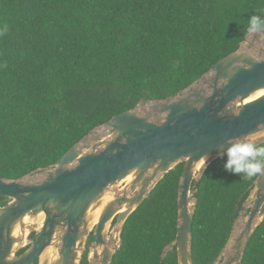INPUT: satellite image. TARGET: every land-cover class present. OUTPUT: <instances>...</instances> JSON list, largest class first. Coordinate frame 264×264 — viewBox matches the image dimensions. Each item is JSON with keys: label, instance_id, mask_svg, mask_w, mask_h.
Instances as JSON below:
<instances>
[{"label": "trees", "instance_id": "1", "mask_svg": "<svg viewBox=\"0 0 264 264\" xmlns=\"http://www.w3.org/2000/svg\"><path fill=\"white\" fill-rule=\"evenodd\" d=\"M261 8L264 0H0V177L52 165L114 115L184 90L240 47ZM226 159L200 180L194 264L217 263L254 187L256 178L226 171ZM183 169L170 170L129 216L112 264L161 263L177 235ZM163 264H179L176 246ZM242 264H264V221Z\"/></svg>", "mask_w": 264, "mask_h": 264}, {"label": "water", "instance_id": "2", "mask_svg": "<svg viewBox=\"0 0 264 264\" xmlns=\"http://www.w3.org/2000/svg\"><path fill=\"white\" fill-rule=\"evenodd\" d=\"M254 34L176 95L140 102L95 126L54 164L16 179L0 177V197L10 199L0 206V264H81L90 237L89 264H112L129 216L180 163L177 235L160 264L174 246L179 264H194L193 222L205 170L228 147L229 138L264 141V93L248 101L264 90V55L256 53H264V31ZM40 171H45L43 178L29 179ZM123 181L121 195L107 198ZM233 221L219 257L227 251L222 264L243 263L264 221V176L256 178ZM114 231L117 248L107 242ZM48 248L51 253L42 258Z\"/></svg>", "mask_w": 264, "mask_h": 264}, {"label": "clouds", "instance_id": "3", "mask_svg": "<svg viewBox=\"0 0 264 264\" xmlns=\"http://www.w3.org/2000/svg\"><path fill=\"white\" fill-rule=\"evenodd\" d=\"M248 18L246 31L258 33L264 31V8L257 10ZM7 32V28L0 30V36ZM227 81H225V85ZM233 115H238L235 109L227 108ZM228 147L218 152L219 157H226L224 169L230 173L239 174L244 180L264 176V141L249 139L247 135L226 140Z\"/></svg>", "mask_w": 264, "mask_h": 264}, {"label": "rangeland", "instance_id": "4", "mask_svg": "<svg viewBox=\"0 0 264 264\" xmlns=\"http://www.w3.org/2000/svg\"><path fill=\"white\" fill-rule=\"evenodd\" d=\"M254 35H255L254 33H248L246 42L249 41V40H253L254 39ZM246 42L244 43V46H246L245 45ZM258 42H259V45H261L263 41H262V39H258ZM256 53L260 54L261 56L264 55V53L261 52V51H256ZM142 107L144 108V111H147V104L146 103H142ZM44 174H45V171H40L38 174L34 175L33 177H30L29 179H34V178L41 179V178H43ZM125 185H126L125 181L119 183L116 187H114L112 189L111 193L116 195V196L121 195L122 190L124 189ZM254 193L252 192L251 197H250L251 199H254V197H255ZM9 201H10V199H9ZM248 206L250 207V205L246 204V207H248ZM243 210H244V208L241 211H243ZM112 228L113 227H111L110 230H112ZM118 246H119V242L117 241V242H115V247L117 248ZM226 253H227V251L223 252L222 258H220L219 261H217L216 264H222L223 263V260H224V257L226 255Z\"/></svg>", "mask_w": 264, "mask_h": 264}, {"label": "bare ground", "instance_id": "5", "mask_svg": "<svg viewBox=\"0 0 264 264\" xmlns=\"http://www.w3.org/2000/svg\"><path fill=\"white\" fill-rule=\"evenodd\" d=\"M263 93H264V90L259 91L255 96H253L252 98L248 99V101L254 99L255 97H258L259 95H261V94H263ZM203 163H204V160H202V161L199 163V166L202 165ZM199 166H198V167H199ZM130 179H131V177L129 176V177L126 179V181H127V180H130ZM111 197H114V194H110V193H108V194H107V198H111ZM192 203H193V202H192ZM100 211H101V209H98V210H96L95 213L93 214L94 217H95L93 224H95V223L97 222ZM40 217H41V219H44V214H40ZM240 228H241V227H240ZM240 228H237V229H240ZM117 241H118V233L114 231V232H112V234L107 238V242H108L111 246H113V245L115 244V242H117ZM50 253H51V248H48V249L44 252L42 258H45V257L48 256Z\"/></svg>", "mask_w": 264, "mask_h": 264}, {"label": "flooded vegetation", "instance_id": "6", "mask_svg": "<svg viewBox=\"0 0 264 264\" xmlns=\"http://www.w3.org/2000/svg\"><path fill=\"white\" fill-rule=\"evenodd\" d=\"M25 249V248H24ZM24 249H22V251H24Z\"/></svg>", "mask_w": 264, "mask_h": 264}]
</instances>
